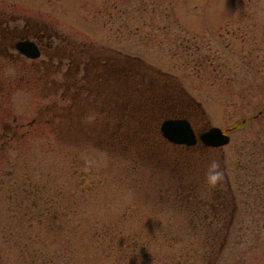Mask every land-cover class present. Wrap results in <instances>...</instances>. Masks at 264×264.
Listing matches in <instances>:
<instances>
[{
    "label": "rangeland",
    "instance_id": "374dc122",
    "mask_svg": "<svg viewBox=\"0 0 264 264\" xmlns=\"http://www.w3.org/2000/svg\"><path fill=\"white\" fill-rule=\"evenodd\" d=\"M0 18L16 38L54 32L44 54L58 55L66 37L85 58L131 57L134 75L120 83L134 112L115 110L107 85L75 101L45 96L66 62L48 73L46 55H0V264H264V0H0ZM149 110L159 134L175 114L230 140L153 138ZM212 160L224 178L210 189ZM190 219L201 220L195 230L183 228Z\"/></svg>",
    "mask_w": 264,
    "mask_h": 264
},
{
    "label": "trees",
    "instance_id": "16d2710c",
    "mask_svg": "<svg viewBox=\"0 0 264 264\" xmlns=\"http://www.w3.org/2000/svg\"><path fill=\"white\" fill-rule=\"evenodd\" d=\"M53 37H56V36L54 35ZM59 37H61V36H59ZM59 40L62 41V43L64 45H62L57 50L58 55H55L54 53H52L53 51L50 50V52L46 53V60H45V62H43L45 65L44 64L43 65L45 67L46 72L54 73L60 69L63 62H66V66H65V69L63 72L64 81L57 88H54L55 92L49 91L46 93L45 96H48L49 93L56 94L57 90L59 89V90H62V92H63L62 95H64L65 97L69 93V94H73V97L77 96V99L79 97L81 98L82 97V93H81L82 91L84 92V95H88L89 97H92V95L94 94L95 88L104 87L105 85H107V88H113V90H111L112 97L115 96L114 100H113V105H114L113 109L119 110L120 106H121L129 112H134V110L130 106V104H126L127 101H130L132 99V97L130 95V91L122 92L120 90L121 89L120 83L125 82V79H122V76L130 77V78L132 76V78H134L132 68L125 65L130 61L131 57L123 56L121 58V61H120V59H115V58L111 57L114 61V64H111L108 62L109 58H106V54L100 55V53H98V52L97 53H91L90 52L88 54L87 58H85V57H83L85 54L76 53V52H75V54H73L72 52L67 51L66 47L69 43V40L66 37L65 38L61 37V38H59ZM48 48L51 49L52 46L48 47ZM85 52H88V51L83 49L82 53H85ZM136 59L138 61V66H139L137 71H139V72L141 71L138 78L141 79L143 76H146L147 67L143 66L142 62H140L141 61L140 58L136 57ZM105 60H106V63H105ZM23 62L25 63V61H23ZM32 62H33V60H32ZM43 65L42 64L36 65V68H41ZM34 66H35V64L32 63V65L28 66V68L32 69V68H34ZM26 69H27L26 64H23L22 67H20V70H22L23 72ZM80 70H83V75L82 76L75 75V73L77 71H80ZM136 73H138V72H136ZM130 78H128V79H130ZM128 79H127V83L130 85L132 80H128ZM143 84H144V82L142 80V82L139 84V87L141 88L143 86ZM123 85H125V83ZM131 93L134 94L132 91H131ZM75 100H76V97H74V101ZM152 100L154 102H156V101H159V98L157 96H155ZM161 100H163V99H161ZM121 102H122V105H121ZM168 104L173 105L174 103H171L169 101ZM116 105H118V106H116ZM46 108H45V110L48 109V108L47 109ZM56 108L58 109V105L56 103H53L52 107H51L52 110L50 111V114H49L50 116L54 115L57 117V114L54 112V110ZM102 108H104V107H100V109H99V110H101V112L103 111ZM68 109H69V107H67L66 110H68ZM127 111L125 112V115L123 114V116L128 115ZM155 112L156 111H154V115H153L152 110H149V117L148 118H151L152 121L148 125V127L144 126V130L146 131L148 136L153 135L152 137L157 139L160 137V134L158 132V123L156 120H153L155 118ZM85 114L86 113L84 112L82 115H85ZM117 114L120 115L119 113H117ZM144 115H145V112H143L142 116H144ZM178 116H180V115L174 114L170 117H178ZM186 118L189 119V117H186ZM40 122L41 121L39 120V123ZM106 122H108V121H106ZM36 123H38V121ZM36 123L29 125L28 127H31V126L35 125ZM159 139H162V138L160 137ZM157 142H159V141H157ZM195 189L196 188H193L191 185H189V190L187 192L188 198L198 197V194L196 193ZM199 221H201V220H198V219H192L191 220L190 219V221H187V225L183 228L195 230ZM205 222H206V224H205L206 229H208V227L209 228L212 227V223H211V225H208V222L207 221H205ZM169 239H170V242L180 241L179 237H174V238L170 237ZM183 240L186 241L185 237H183ZM190 242L194 245L195 239L194 238L191 239ZM205 242H207V241H205ZM139 244L141 245V248H148L149 242L145 241L143 239V241H141ZM203 245L206 246V243L203 242ZM134 247H136V245ZM196 254H199V253H196ZM204 256L205 255H203V257Z\"/></svg>",
    "mask_w": 264,
    "mask_h": 264
},
{
    "label": "water",
    "instance_id": "95a60500",
    "mask_svg": "<svg viewBox=\"0 0 264 264\" xmlns=\"http://www.w3.org/2000/svg\"><path fill=\"white\" fill-rule=\"evenodd\" d=\"M15 48L29 58H37L40 55L37 45L29 39L18 40ZM159 131L170 143L187 147L195 145L197 141L211 147L223 146L229 142V135L216 126H211L197 135L189 120L183 117L164 118L159 124Z\"/></svg>",
    "mask_w": 264,
    "mask_h": 264
},
{
    "label": "flooded vegetation",
    "instance_id": "af4514ba",
    "mask_svg": "<svg viewBox=\"0 0 264 264\" xmlns=\"http://www.w3.org/2000/svg\"><path fill=\"white\" fill-rule=\"evenodd\" d=\"M36 27L34 26V24L32 23H28V22H25L23 24V28H21L22 30L24 31H29L31 29H35ZM16 30L13 29L11 30L10 28V25H9V22L6 20H4L3 18H0V55L5 57V58H14L15 56L16 57H20V58H25V59H28L27 57H25L24 55L18 53L16 50H15V43L18 41V40H22V39H31L33 40L36 45L38 46V48L41 50V55H46V53L44 54V46L46 45V47H51L53 45V42H54V32L52 33H47L46 30H43L42 27H37L36 28V32H35V35H32L30 38L27 36H18L16 38V36L18 34H16L15 32ZM56 36V35H55ZM46 40V42H45ZM44 41V42H43ZM13 48L15 51V54L13 55L12 52H10V49L9 48ZM8 60V59H7ZM31 60V59H30Z\"/></svg>",
    "mask_w": 264,
    "mask_h": 264
},
{
    "label": "clouds",
    "instance_id": "9594fccd",
    "mask_svg": "<svg viewBox=\"0 0 264 264\" xmlns=\"http://www.w3.org/2000/svg\"><path fill=\"white\" fill-rule=\"evenodd\" d=\"M224 178V172L220 168V164L216 160H212L204 173V184L208 188L217 187Z\"/></svg>",
    "mask_w": 264,
    "mask_h": 264
}]
</instances>
